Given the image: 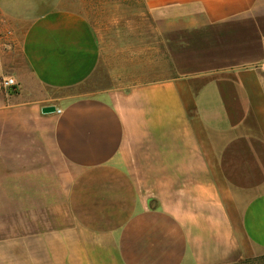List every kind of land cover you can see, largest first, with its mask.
Listing matches in <instances>:
<instances>
[{
	"label": "crops",
	"instance_id": "crops-1",
	"mask_svg": "<svg viewBox=\"0 0 264 264\" xmlns=\"http://www.w3.org/2000/svg\"><path fill=\"white\" fill-rule=\"evenodd\" d=\"M144 2L166 74L102 86L79 0H0V264L264 255V0Z\"/></svg>",
	"mask_w": 264,
	"mask_h": 264
},
{
	"label": "rangeland",
	"instance_id": "rangeland-1",
	"mask_svg": "<svg viewBox=\"0 0 264 264\" xmlns=\"http://www.w3.org/2000/svg\"><path fill=\"white\" fill-rule=\"evenodd\" d=\"M82 11L98 29L102 39L103 57L97 72L96 84L110 86L111 74L123 75L127 83L133 72H141L146 66L143 58L150 57V77L166 74L168 65L161 46L156 24L148 13L144 0H79ZM151 45L150 54L141 51L143 45Z\"/></svg>",
	"mask_w": 264,
	"mask_h": 264
},
{
	"label": "trees",
	"instance_id": "trees-1",
	"mask_svg": "<svg viewBox=\"0 0 264 264\" xmlns=\"http://www.w3.org/2000/svg\"><path fill=\"white\" fill-rule=\"evenodd\" d=\"M229 264H264V255L253 257V258H247L238 262L229 263Z\"/></svg>",
	"mask_w": 264,
	"mask_h": 264
},
{
	"label": "built area",
	"instance_id": "built-area-1",
	"mask_svg": "<svg viewBox=\"0 0 264 264\" xmlns=\"http://www.w3.org/2000/svg\"><path fill=\"white\" fill-rule=\"evenodd\" d=\"M2 83L5 88H14L17 86V82L13 77H5Z\"/></svg>",
	"mask_w": 264,
	"mask_h": 264
},
{
	"label": "water",
	"instance_id": "water-1",
	"mask_svg": "<svg viewBox=\"0 0 264 264\" xmlns=\"http://www.w3.org/2000/svg\"><path fill=\"white\" fill-rule=\"evenodd\" d=\"M42 111H43L44 113L55 112V111H56V107H55V106L44 107V108L42 109Z\"/></svg>",
	"mask_w": 264,
	"mask_h": 264
}]
</instances>
